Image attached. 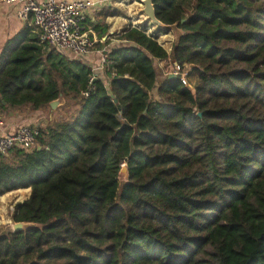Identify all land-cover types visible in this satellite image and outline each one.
Instances as JSON below:
<instances>
[{"label":"trees","instance_id":"1","mask_svg":"<svg viewBox=\"0 0 264 264\" xmlns=\"http://www.w3.org/2000/svg\"><path fill=\"white\" fill-rule=\"evenodd\" d=\"M154 4L171 53L131 28L101 74L38 37L1 56L0 111L77 110L0 156V197L30 189L13 220L38 226L1 233L0 264H264V0Z\"/></svg>","mask_w":264,"mask_h":264},{"label":"crops","instance_id":"2","mask_svg":"<svg viewBox=\"0 0 264 264\" xmlns=\"http://www.w3.org/2000/svg\"><path fill=\"white\" fill-rule=\"evenodd\" d=\"M40 3L48 0H37ZM64 1V0H57ZM69 2H85L92 4V10L87 14L84 29L90 39L94 41L95 48L89 56L82 59L90 66L93 71L102 73V59L110 49L127 45L121 37L131 28H147L152 31V24L142 15V0H65ZM19 7L13 4H0V58L4 53L17 49L29 42L32 38L38 37V31L32 19L23 21L18 17ZM150 25V26H149ZM39 38V37H38ZM168 42L169 40H165ZM161 45V44H160ZM162 46V45H161ZM163 47V46H162ZM164 48V47H163ZM53 49V48H51ZM165 49V48H164ZM172 50V49H171ZM170 50V52H171ZM74 57L71 51L63 50ZM167 51V50H166ZM79 58V57H78ZM172 63L170 60L158 63L163 72L164 67ZM154 98L158 100L157 90ZM63 103L53 110L45 108L34 111L30 106L0 111V137L7 134H14L23 127L45 128L53 121L61 118L63 110L66 112L71 109L69 103L63 99ZM5 105V103H4ZM30 189L18 190L7 193L0 197V214L8 212L7 207L10 203L14 205L22 204L29 199ZM13 207V205H12ZM14 208V207H13Z\"/></svg>","mask_w":264,"mask_h":264},{"label":"built area","instance_id":"3","mask_svg":"<svg viewBox=\"0 0 264 264\" xmlns=\"http://www.w3.org/2000/svg\"><path fill=\"white\" fill-rule=\"evenodd\" d=\"M1 3L13 4L19 7L18 17L27 21L32 19L38 31L40 44L53 49L71 51L75 56H89L95 43L84 29L87 14L92 10V4L85 2H69L48 0L40 3L37 0H0ZM102 59V71L106 63ZM188 66L172 64L170 73L166 76L181 77L184 85L193 88L186 77ZM88 96V94H84ZM39 129L23 127L14 134L0 137V156H7L15 148L32 150L37 148Z\"/></svg>","mask_w":264,"mask_h":264},{"label":"water","instance_id":"4","mask_svg":"<svg viewBox=\"0 0 264 264\" xmlns=\"http://www.w3.org/2000/svg\"><path fill=\"white\" fill-rule=\"evenodd\" d=\"M155 0H142V10L141 13L143 16L146 17L147 21L150 22V24H152L153 26H156V28H160L163 29L165 31H177L178 32V39H180V37H182L183 32L182 30H180L178 28V24L175 25H165L164 23H162L156 16V10H155V4H154ZM186 20H183V23ZM193 68V66H192ZM170 78H173L174 76H169ZM63 98H59L58 100L52 102L50 104V107L53 110H56L60 104L63 103ZM38 150H41V147H37ZM119 185H120V191H122L124 189V187L129 183L130 181V174H129V167L127 164H123L121 166V170L119 172ZM11 227H12V231L14 233H19V232H27L31 229L34 228H38L37 225L33 224V223H24V222H15L12 219V223H11Z\"/></svg>","mask_w":264,"mask_h":264},{"label":"rangeland","instance_id":"5","mask_svg":"<svg viewBox=\"0 0 264 264\" xmlns=\"http://www.w3.org/2000/svg\"><path fill=\"white\" fill-rule=\"evenodd\" d=\"M151 26L153 27L151 32L148 31L147 28L142 29L141 31L142 32H146L150 36H156L159 44H161L165 48V50H167L168 53H171L170 50L172 49L173 45L178 41L177 40L178 36H179L178 32L171 30V31H165L162 34H159V33H157L156 26H153V25H151ZM165 40H169V41L166 42ZM172 64H174V63L172 62V63H170V65H167V67H164V71L163 72L160 70V74H159L160 75V79L163 78V77H166V75L168 73H170V66ZM196 80H197V75L196 74H193L191 77H189V83L192 86L194 85ZM151 96H152L153 99H155L154 98V96H156L155 95V91L151 93ZM69 106H71L70 110H68L66 112L63 110V114L65 116H67V117L72 116V114H74L76 112V110H77L76 106L73 105L72 103H69ZM14 202L10 203L8 205V207H7L8 212L6 214H4V215L0 214V234L3 233V232H6V231H12L11 223H12V219H13V213H14L15 207H16V203L14 205ZM12 205H13L14 208L12 207Z\"/></svg>","mask_w":264,"mask_h":264}]
</instances>
